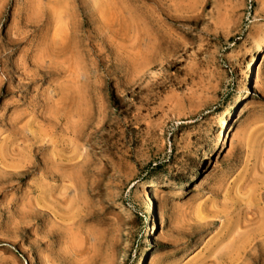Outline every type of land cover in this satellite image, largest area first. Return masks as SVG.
Segmentation results:
<instances>
[{
	"label": "rangeland",
	"instance_id": "374dc122",
	"mask_svg": "<svg viewBox=\"0 0 264 264\" xmlns=\"http://www.w3.org/2000/svg\"><path fill=\"white\" fill-rule=\"evenodd\" d=\"M263 35L264 0H0V264H264Z\"/></svg>",
	"mask_w": 264,
	"mask_h": 264
},
{
	"label": "bare ground",
	"instance_id": "6f19581e",
	"mask_svg": "<svg viewBox=\"0 0 264 264\" xmlns=\"http://www.w3.org/2000/svg\"><path fill=\"white\" fill-rule=\"evenodd\" d=\"M262 41H261V44L263 43L264 44V35H263V39H261ZM260 44V45H261ZM258 72V71H257ZM38 212V211H37ZM213 224H215V222H210V223H208V225H213ZM207 228V227H206ZM207 230V229H206ZM204 232V231H203ZM207 232V231H206ZM189 244V243H188ZM230 244V243H229ZM231 246V245H230ZM186 247V246H185Z\"/></svg>",
	"mask_w": 264,
	"mask_h": 264
},
{
	"label": "snow or ice",
	"instance_id": "6c2138e0",
	"mask_svg": "<svg viewBox=\"0 0 264 264\" xmlns=\"http://www.w3.org/2000/svg\"><path fill=\"white\" fill-rule=\"evenodd\" d=\"M2 102H3V98H2V97H0V104H2Z\"/></svg>",
	"mask_w": 264,
	"mask_h": 264
}]
</instances>
